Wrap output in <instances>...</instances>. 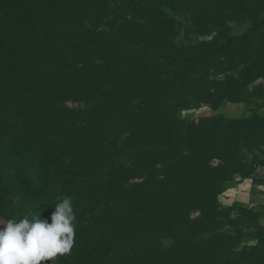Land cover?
Wrapping results in <instances>:
<instances>
[{
    "label": "trees",
    "instance_id": "obj_1",
    "mask_svg": "<svg viewBox=\"0 0 264 264\" xmlns=\"http://www.w3.org/2000/svg\"><path fill=\"white\" fill-rule=\"evenodd\" d=\"M17 1L20 7L21 3L34 4V9L19 12L17 24L32 38L30 53L40 54L43 62L52 65V75L37 95L26 90L27 85L19 86L35 101V112L27 115L24 124L33 138L43 182L59 184L65 191L70 178V196L73 201L79 198L76 225L85 227L83 238L100 241L104 233L119 226L120 239L107 250L122 244L113 258H129L136 264H189L192 259L197 264H264V225L255 210L239 207L238 216L232 217L231 210L239 205L229 211L218 201L235 173L252 177V166L243 161V148L264 129V116L251 110L238 119L218 114L186 124L174 113L175 104L186 105L185 98L193 93L215 109L225 101L248 102L247 88L264 79V0H199V4L175 0L183 5L175 7V13L182 15L188 26L201 34L215 33L213 39L183 46L174 40L181 31L175 15L149 30L129 25L123 37L113 41L72 33L80 24L112 10L163 17L167 0ZM246 16L252 24L241 34L233 33L229 22ZM107 50L103 62L88 64L85 69L64 64ZM122 50L127 56L118 59ZM110 78H119L120 83L112 85L109 92L104 85ZM90 91L104 102L82 113L69 112L56 127L46 124L44 115L37 113L55 99L68 100L71 94L84 97ZM124 97L141 103L121 105ZM42 99L45 107H41ZM149 99L154 101L147 102ZM12 106L16 108L14 103ZM79 122L84 129H76ZM67 123L74 130L62 137ZM102 124L115 128L114 139L97 136L99 143L92 150H82L90 148L88 136L100 132ZM2 139L0 136V143ZM149 141L159 142L162 150L144 151L133 167L115 168L117 157L126 149L143 150ZM184 151L188 159L182 165L175 164L181 171L174 184L157 181L156 165L180 160ZM213 157L220 160L217 165H211ZM84 162L91 165L88 171L71 169ZM17 172L10 167L5 171L12 180H23ZM144 175L145 182H132ZM90 191L92 200L88 201ZM193 210L200 214L191 217ZM86 219L90 220L88 225ZM165 236L172 243L163 248ZM247 237L255 243H248ZM111 255L104 252L85 264H110Z\"/></svg>",
    "mask_w": 264,
    "mask_h": 264
},
{
    "label": "rangeland",
    "instance_id": "obj_2",
    "mask_svg": "<svg viewBox=\"0 0 264 264\" xmlns=\"http://www.w3.org/2000/svg\"><path fill=\"white\" fill-rule=\"evenodd\" d=\"M188 1L199 4V0ZM164 6L166 14L163 17L151 15L149 12L144 11L131 13L127 11L124 12L122 10L119 12L112 10L109 14H102L97 20L86 21L80 24L72 33H75L76 35L89 34L113 41V39L122 38L124 34L123 31L129 25L149 30L155 28L157 23L164 24V22L167 21L166 18H170L171 15H175L174 19L181 27V31L174 37L175 43L183 46L189 44L190 42L197 43L200 41H207L213 39L215 36V33H199L196 28L187 25L188 21H185L182 15L175 13V7L176 9H181L183 7L181 1L175 2V0H167V2L164 3ZM21 7L19 6L17 0H0V136H3L0 143V221L12 218L19 220L25 215L36 214L41 215L42 219L46 218L49 222H51L50 217L52 212L55 210L54 205L59 202L60 198L71 195V190H69L70 186L68 185L70 178L67 177L65 182V191L59 184L46 185L43 182L40 173L41 164L36 159L33 138L28 127L24 124L27 119V115L35 112L33 108L35 101L33 100L32 94L22 91L23 88L20 89L19 86L25 88L24 85H27L29 89L26 90L30 91V89H32V91H34L37 95V91L44 89L43 84H46L48 81L47 79L50 75H52L50 73L52 65H47L46 62H43V57H40V54L36 53L35 56H32L30 53L31 50H29L28 47L30 48L33 46L32 38L29 37L23 27L21 29L17 24L21 18L19 12H26L30 7L34 9V4L31 6L28 2L21 3ZM170 7H172V9ZM251 24L252 19L250 16H246L244 19L239 21L232 19L229 22L231 31L235 34L243 33L246 27ZM70 45H74V42H71ZM107 53H109L108 50L102 51L100 53L102 55H97L98 53L95 55L87 53L82 55V58L78 61L76 59H71L64 64L72 68L77 66L82 69V67L88 64L93 65L103 62ZM117 55L118 59H122V57L127 56V53L122 50ZM61 62L62 65V57ZM83 69H85V67ZM72 78L75 79V77ZM119 83V78H110L104 86L105 88H108V91L110 92L112 91L113 86ZM5 87L10 89V95H8ZM246 93L249 95L248 102L225 101L216 109L210 104L203 102L200 99V96L193 93L185 98L188 101L186 105L181 106L179 102L175 104L174 113L180 121H184L186 124L197 123L201 117L214 116L218 114H224L227 117L238 119L249 114L251 110H255L259 115L264 116V79L260 78L253 82L247 88ZM71 96L72 97L70 99L63 101L55 99L49 107L44 108L46 111L38 108L39 111L37 113L44 115V121L46 124L56 127L57 123L64 120L69 112L71 114L76 112L82 113L86 110L95 108L104 102V100L97 98L93 91H90L89 94L84 97H74L73 94H71ZM43 101L44 100L42 99L41 107H45L43 106ZM152 101H154V99H149L147 102ZM13 103L16 105V108L15 106H12ZM139 103L141 102H138V100L134 98L126 99V97H124L121 99V105L136 106L139 105ZM71 125V123H67L68 129H64V131L60 133L62 137L72 133L74 129L70 128ZM84 127L85 126L79 122L76 129H84ZM86 127L89 126L86 125ZM69 129L71 130L69 131ZM100 130V132H98V130L88 136L90 148L85 146L82 147V150H92L93 145L99 143L97 142V136L99 138V136L103 135L105 140H112L115 137L114 135L117 134L114 131L115 128H112V126L109 128V124L107 126L102 124ZM123 137H125V135ZM119 146L120 149L124 150L123 146ZM161 150L162 145L159 144V142L152 141H149L148 146L143 150L132 151L131 149H126L125 153H122L119 157H117L115 168L118 169L124 165L133 167L137 162L136 158L144 151L148 152ZM243 154V161L252 166V177L243 178L240 173H235L233 178L228 181L227 189L219 194L218 201L223 208L228 210L235 204L239 205L233 210H231L232 208L230 209L232 217L238 216L237 211H239V207L253 208L255 213L258 215V221L264 225V204L249 206L247 203L236 200L232 194L233 192L230 191L238 180H248V182L252 181L255 184H264V129L260 130L255 139L249 143L247 147L243 148ZM186 159H188V152L184 151L183 157L180 160L158 163L154 168V175L157 177V181L160 182L162 180H166L167 182L174 184L173 181H176L179 178L178 176L181 171L175 166V164L182 165L185 163ZM219 162L220 160L218 158L213 157L211 165H217ZM9 167L13 168L14 171H18L19 173H17L19 175L21 173L23 180H12L8 177L5 171ZM90 168L91 165L89 164L88 166H85V162L74 164L71 167V169L76 172L88 171ZM110 171L113 170L110 169ZM101 177L102 176L100 175L99 178ZM105 177L106 176H104V178ZM75 180L76 179H73V181ZM146 180L147 175H144L142 177L135 178L132 182H145ZM92 181L94 182V180ZM151 186L152 185H149V187ZM86 198L88 201L92 200L91 191L86 194ZM78 200L79 198L73 201L74 209L75 205L79 203L77 202ZM199 214L200 211L193 210L191 211L190 216L196 217ZM85 221V225L90 223V220L88 219ZM0 227H3V225H0ZM86 227L88 228V226ZM119 229V226H116L112 231L110 230L109 232L104 233L102 240L97 241L90 238L88 239L87 236L86 238H83L82 234L85 227H79L76 225L75 244L72 252L68 255L57 257L54 262L46 261L41 262V264H85L86 260L98 257L104 252L111 253V258H113L119 248L122 247V244L114 247V250L111 252H108L107 249L112 245V242H116L120 239L118 236ZM249 230L250 229H246V231ZM246 240H248V243H255V240H250L249 237H247ZM171 243L170 238L165 236L162 242L163 248L168 247ZM112 260L113 262L110 264H136L129 261V258H126L125 260L113 258ZM137 264L153 263L139 262ZM189 264H197V262L192 259L189 261Z\"/></svg>",
    "mask_w": 264,
    "mask_h": 264
},
{
    "label": "clouds",
    "instance_id": "obj_3",
    "mask_svg": "<svg viewBox=\"0 0 264 264\" xmlns=\"http://www.w3.org/2000/svg\"><path fill=\"white\" fill-rule=\"evenodd\" d=\"M54 209L51 222L36 214L0 221V264L54 262L72 252L77 222L73 198H60Z\"/></svg>",
    "mask_w": 264,
    "mask_h": 264
},
{
    "label": "crops",
    "instance_id": "obj_4",
    "mask_svg": "<svg viewBox=\"0 0 264 264\" xmlns=\"http://www.w3.org/2000/svg\"><path fill=\"white\" fill-rule=\"evenodd\" d=\"M230 191L233 192L236 200L247 203L249 206L264 204V184L238 180Z\"/></svg>",
    "mask_w": 264,
    "mask_h": 264
}]
</instances>
